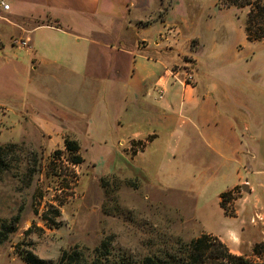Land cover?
<instances>
[{
    "label": "rangeland",
    "instance_id": "obj_1",
    "mask_svg": "<svg viewBox=\"0 0 264 264\" xmlns=\"http://www.w3.org/2000/svg\"><path fill=\"white\" fill-rule=\"evenodd\" d=\"M178 2L175 24L184 48L194 56L186 67L191 69L190 83L225 88L236 107L234 113L247 122L264 120V43L245 39L249 8L241 5L243 0L236 6L229 0ZM11 40L8 36L0 40V146H21L24 165L0 178V223L17 218L15 231L0 244V264H27L26 251L56 262L61 251L75 246L92 250L106 237L111 238L115 257L160 258L202 235L214 245L213 254L220 244L231 255L245 258L243 240L254 241L250 254L255 258L246 259L264 264V247L259 248L264 246V168L238 170V178L248 182L252 193L233 188L225 215L218 199L232 190L236 173L223 170L219 159L212 161L203 149L192 158L194 172L189 178L186 173L181 178L179 159L169 157L150 170L138 165L132 179H123L110 174L112 156L91 154L75 165L67 161L63 147L45 151L37 145L40 142H19L27 126L16 112L22 113L34 91L41 94L39 86H49L51 79L44 76L45 71L43 75L33 71L37 64L30 51ZM248 129L244 135L248 136V158L253 161L258 154L256 140L260 135L264 140V126L260 134L255 133V143L249 136L258 131ZM134 143L138 142L130 144L132 155L141 151V145ZM31 158L33 173L25 169ZM198 171V180H192ZM228 233L238 239V254L218 238ZM210 256L206 264H220Z\"/></svg>",
    "mask_w": 264,
    "mask_h": 264
},
{
    "label": "crops",
    "instance_id": "obj_2",
    "mask_svg": "<svg viewBox=\"0 0 264 264\" xmlns=\"http://www.w3.org/2000/svg\"><path fill=\"white\" fill-rule=\"evenodd\" d=\"M0 1L8 5L0 9V40L25 41L37 64L32 70L51 79L16 112L27 126L19 142L61 150L69 137L82 159L114 157L110 174L123 179H132L138 165L150 170L169 157L179 159L181 178H189L192 158L203 149L223 170L236 173L231 189L252 193L238 170L264 168V140L260 135L253 141L264 120L247 122L234 113L225 88L184 83L194 56L175 24L178 0ZM249 127L258 131L249 136L258 149L253 161L244 135ZM132 142L141 143L134 155ZM218 238L238 254L233 233ZM252 243L243 240L248 259L255 258Z\"/></svg>",
    "mask_w": 264,
    "mask_h": 264
},
{
    "label": "trees",
    "instance_id": "obj_3",
    "mask_svg": "<svg viewBox=\"0 0 264 264\" xmlns=\"http://www.w3.org/2000/svg\"><path fill=\"white\" fill-rule=\"evenodd\" d=\"M229 1V3L235 6L238 5V0ZM241 5L249 8L244 25L246 41L264 43V0H243ZM133 145L141 144L138 142ZM63 149L69 163L75 165L82 163L83 159L79 155V146L76 141L66 137L63 141ZM21 151V146L17 144L0 146V178L11 168L15 169L20 165H24ZM34 165L35 160L31 158L25 164V169L29 173H33L35 171ZM100 182L102 185L106 183L103 179H100ZM234 189L224 192L219 196V206L225 215H228L225 205L233 199ZM16 220L17 218H13L10 221H2L0 223V244L6 242L8 236L15 231ZM111 246V238L106 237L92 250H88L87 248L79 249L75 246L72 249L61 251L56 262L41 260L28 251L25 252V260L27 264H206L207 257L210 254V257L220 264H252L245 257L231 255L220 244H217L213 254L211 251L214 245L208 242L206 235L191 240L172 254L165 253L160 258L147 256L138 261L125 259L121 256H113ZM262 247L264 246H259V248Z\"/></svg>",
    "mask_w": 264,
    "mask_h": 264
},
{
    "label": "built area",
    "instance_id": "obj_4",
    "mask_svg": "<svg viewBox=\"0 0 264 264\" xmlns=\"http://www.w3.org/2000/svg\"><path fill=\"white\" fill-rule=\"evenodd\" d=\"M0 9L6 11L8 10V5L0 1ZM11 43L20 47H27L26 42L19 39H12ZM191 81H192L191 69H188L185 74L184 83L189 84Z\"/></svg>",
    "mask_w": 264,
    "mask_h": 264
}]
</instances>
